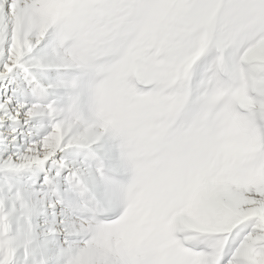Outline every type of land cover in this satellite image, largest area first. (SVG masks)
Listing matches in <instances>:
<instances>
[{
    "label": "snow or ice",
    "instance_id": "snow-or-ice-1",
    "mask_svg": "<svg viewBox=\"0 0 264 264\" xmlns=\"http://www.w3.org/2000/svg\"><path fill=\"white\" fill-rule=\"evenodd\" d=\"M0 264H264V0H0Z\"/></svg>",
    "mask_w": 264,
    "mask_h": 264
}]
</instances>
